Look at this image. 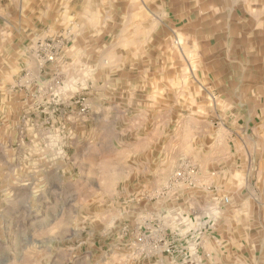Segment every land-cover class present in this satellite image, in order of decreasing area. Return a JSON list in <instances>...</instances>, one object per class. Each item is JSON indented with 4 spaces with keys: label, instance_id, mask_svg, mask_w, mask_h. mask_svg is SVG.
Masks as SVG:
<instances>
[{
    "label": "rangeland",
    "instance_id": "obj_1",
    "mask_svg": "<svg viewBox=\"0 0 264 264\" xmlns=\"http://www.w3.org/2000/svg\"><path fill=\"white\" fill-rule=\"evenodd\" d=\"M0 264H264V0H0Z\"/></svg>",
    "mask_w": 264,
    "mask_h": 264
},
{
    "label": "crops",
    "instance_id": "obj_2",
    "mask_svg": "<svg viewBox=\"0 0 264 264\" xmlns=\"http://www.w3.org/2000/svg\"><path fill=\"white\" fill-rule=\"evenodd\" d=\"M225 200V198H224ZM233 208L236 207V204H232ZM224 209V208H223ZM234 210V209H233ZM236 210V209H235ZM234 210V211H235ZM226 214H225V210L224 212H222V214L220 213V215L217 217L220 222L223 224V223H228L229 221L226 219ZM203 239H199V243H201V245L199 244L196 245V243H192V240H189V243L186 247V250H185V254H183L181 257L184 258L183 260H185V258L189 255L190 256V260H193L194 258L198 257V256H204V255H210L211 252L206 250V246H204L206 243L204 242V245L202 243ZM201 247V248H200ZM188 252V253H187Z\"/></svg>",
    "mask_w": 264,
    "mask_h": 264
},
{
    "label": "built area",
    "instance_id": "obj_3",
    "mask_svg": "<svg viewBox=\"0 0 264 264\" xmlns=\"http://www.w3.org/2000/svg\"><path fill=\"white\" fill-rule=\"evenodd\" d=\"M225 201H227V199L225 198ZM197 238L195 239L197 242L198 236H196ZM190 238H195L193 235H190ZM140 240V239H139ZM165 251H169L168 249H166Z\"/></svg>",
    "mask_w": 264,
    "mask_h": 264
}]
</instances>
